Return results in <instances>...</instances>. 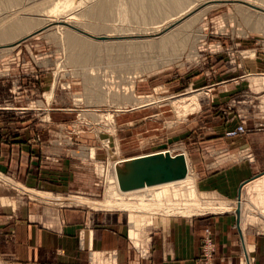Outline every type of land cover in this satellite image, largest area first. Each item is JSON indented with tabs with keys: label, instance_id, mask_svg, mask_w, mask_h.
Segmentation results:
<instances>
[{
	"label": "rangeland",
	"instance_id": "1",
	"mask_svg": "<svg viewBox=\"0 0 264 264\" xmlns=\"http://www.w3.org/2000/svg\"><path fill=\"white\" fill-rule=\"evenodd\" d=\"M98 1L108 2L111 9L105 22L86 15ZM130 1L41 0L35 11L24 12L10 1L0 0V18L13 15L33 21L28 30L0 43V124H55L52 144L66 152L63 157H45L50 161L65 158L72 165L71 189L64 196L83 195L86 197L70 198L115 204V208L99 211L128 215L129 237L137 245L143 243L150 216L196 217L235 213L242 207L244 202L239 205L240 201L231 203L201 193L193 157H201L202 165L208 163L211 152L194 151L207 146L208 128L236 121L224 132L227 137V132L243 122H251L253 130L264 127V27L253 26L256 17H264V4L257 0H187L180 11L163 14L154 26L136 18ZM87 25L104 26L108 31L93 34ZM67 33L92 43L97 51L87 52L88 61L77 65L71 59L86 51L69 48ZM168 35L177 40L163 48L114 47L157 42ZM191 97L193 102L185 101ZM33 128L41 133L42 128ZM35 140L39 141V135ZM155 153L181 154L189 178L122 191L117 167ZM225 158L228 160L218 165L239 159L237 155ZM212 168L219 167L212 163ZM247 186L251 188V182L244 186L241 197L252 205V221L260 211L257 207H264V185L254 192ZM8 188L12 194L18 193ZM70 198L63 200L71 202ZM159 206L169 211L163 212ZM70 207L98 211L88 205ZM100 256L93 253L92 262Z\"/></svg>",
	"mask_w": 264,
	"mask_h": 264
},
{
	"label": "crops",
	"instance_id": "2",
	"mask_svg": "<svg viewBox=\"0 0 264 264\" xmlns=\"http://www.w3.org/2000/svg\"><path fill=\"white\" fill-rule=\"evenodd\" d=\"M13 124L16 127L0 124V176L3 177L0 179V259L3 264H95L93 253L101 254L97 262L102 264L107 253L115 254L111 264H198L205 229L212 234V264H264V218L250 221L248 212L252 208L246 205L249 199L241 197L244 186L264 171V127L253 130L252 123L247 122V132L236 137H224L227 127H234L236 121L229 126L221 124L218 129L208 128L211 133L207 146L194 150L211 152L208 165L206 161L201 164V157H193L201 193L216 195L231 203L244 201L238 226L233 211L196 217L153 215L144 227L143 243L136 248L129 237L128 215L89 207L90 210L72 208L70 205H83L64 201L86 196H64L71 189L72 165L65 158L55 162L45 157H63L66 152L52 144L55 124L32 126L30 121ZM33 127L42 128L41 133ZM37 135L40 142L35 140ZM236 155L238 160L218 165L228 160L225 156ZM212 163L219 168H212ZM14 185L33 196L15 190ZM8 186L18 193L12 194ZM261 209L264 207H257V211ZM139 248L147 254L141 257Z\"/></svg>",
	"mask_w": 264,
	"mask_h": 264
},
{
	"label": "bare ground",
	"instance_id": "3",
	"mask_svg": "<svg viewBox=\"0 0 264 264\" xmlns=\"http://www.w3.org/2000/svg\"><path fill=\"white\" fill-rule=\"evenodd\" d=\"M2 2H8V1H10V3H11V5L12 6H14V8H18V9H22V11H24V12H33V11H35L37 8H38V6H40L41 4H42V2H37V1H41V0H1ZM46 1V0H45ZM60 1V0H59ZM87 1V0H86ZM255 1V0H254ZM258 2H260V3H262V4H264V0H257ZM37 3V4H34V3ZM67 2V1H66ZM66 2H64V4H66ZM70 2V1H69ZM74 2V1H73ZM131 3H132V6H133V8H135L134 10L137 12V14H136V18H139V20H141V21H143L144 23H145V25H151V24H156L157 22V20H159V18H161V16L163 15V14H165V13H167V12H170V13H176V11H180L181 10V8L186 4V3H188V1L187 0H131L130 1ZM31 3L33 4V5H31ZM47 3V2H46ZM45 3V4H46ZM95 3V2H94ZM92 4V6L86 11V15H87V17L89 18V19H92V20H94V21H98V22H105L109 17H110V15H111V9H110V7H109V5H108V2H106V1H98L97 3H95V4ZM253 3V2H252ZM251 3V4H252ZM63 4V3H62ZM254 4V3H253ZM257 4V3H256ZM259 4V3H258ZM69 5H71V4H69ZM69 5H68V8H69ZM74 4L72 3V5L70 6L71 8H72V6H73ZM67 6V5H66ZM186 6V5H185ZM27 7V8H26ZM75 7L77 8V6H76V4H75ZM63 8V7H62ZM75 8V9H76ZM124 8V7H123ZM55 9H59V7L58 8H55ZM73 9H74V7H73ZM53 10V9H52ZM64 10L66 11V9H65V7H64ZM70 10V9H69ZM21 11V12H22ZM55 11H57V10H55ZM59 11V10H58ZM64 11V12H65ZM67 11H68V9H67ZM122 11H123V9H122ZM131 11V10H130ZM53 12V11H52ZM49 13V12H48ZM51 13V12H50ZM53 13H55V12H53ZM62 14H63V12H62ZM126 14V13H125ZM21 15V14H20ZM123 16H125V15H122V17ZM247 16V15H246ZM248 16H250V15H248ZM21 17H24V16H21ZM251 17V16H250ZM28 17H25V18H19V17H16V16H11V17H6V16H4L3 18H0V43L1 42H5V41H7V40H11L10 38L12 37V36H14V35H16V34H21V33H23V32H25L26 30H28L30 27H32L31 25L33 24L32 22V19L30 20L29 18L27 19ZM65 18V17H64ZM125 18V17H124ZM128 19V18H127ZM252 20H254V19H252ZM256 22L254 23V27L256 28V27H264V17H256V20H255ZM142 22V23H143ZM46 23V22H45ZM144 25V24H143ZM151 26V28L153 27V28H155L154 26ZM148 27V26H147ZM85 28L87 29V30H89L90 32H92L93 34H98V33H100V32H102V31H104V33L105 32H107L108 30H107V28L106 27H104V26H94V25H87V26H85ZM145 28V27H144ZM143 28V29H144ZM150 27H148V29H149ZM150 28V29H151ZM142 29V28H141ZM142 29V30H143ZM180 29V28H179ZM140 30V29H139ZM147 30V29H146ZM152 30V29H151ZM154 30V29H153ZM155 30H157V28L155 29ZM179 31H181V30H179ZM142 32H144V31H142ZM147 32V31H146ZM157 32V31H156ZM148 33H151V32H149L148 31ZM154 33V32H153ZM180 33V32H179ZM144 34V33H143ZM146 34V33H145ZM100 35V34H99ZM174 35H172V36H166V37H164V38H162L160 41L159 40H157V42H146V43H141V44H135L134 42L133 43H127V44H123V45H119V44H117L116 46H114L115 47V49H117V50H119L118 48H120V47H125V48H127V50H133V49H136L137 47L139 48V46L140 45H143V46H146V47H148V48H151V50H152V48H163V47H165L166 45H169V44H171L173 41H174V39H175V37H173ZM98 39H103V38H98ZM175 40H177V39H175ZM66 41H67V45L69 46V48H71V49H73V50H76V51H86L85 53L86 54H82V53H76V54H71L72 56H71V59L74 61V62H77V65H78V63H83V62H86V60L87 59H89V56H88V51L89 50H95L94 49V47H93V45H92V43H90V42H88V41H86V40H84L83 38H80V37H77V36H73L72 34H69V33H67L66 34ZM173 43H175V41L173 42ZM172 45V44H171ZM97 46V45H96ZM104 46V45H103ZM108 47H110L109 45H108ZM111 47H113V46H111ZM96 48H98V46L96 47ZM107 48V47H106ZM137 48V49H138ZM144 48V47H143ZM142 48V49H143ZM104 49V51H105V48H103ZM109 48H107V50H108ZM146 49V48H145ZM144 49V50H145ZM99 50H100V48H99ZM150 50V49H149ZM72 51V50H71ZM95 51H97V50H95ZM139 51V50H138ZM74 52V51H73ZM91 52V51H90ZM106 52V51H105ZM133 52V51H132ZM136 52V51H135ZM134 52V53H135ZM145 52V51H144ZM93 53V52H92ZM138 53V52H137ZM140 53V52H139ZM91 54V53H90ZM91 56H93V55H91ZM88 61V60H87ZM80 64V65H81ZM183 100V99H182ZM185 101H188V102H193L194 101V98L193 97H191V98H187V100H185ZM156 154V153H155ZM150 155H154V154H150ZM163 155H165V154H163ZM176 155H180L181 156V154H176ZM176 155H174V156H170V157H172V158H174ZM147 156H149V155H146V157ZM183 157V156H182ZM135 159H137V157H135ZM183 159H184V157H183ZM132 160H134V158L132 159ZM132 160H130V161H132ZM130 161H128V162H130ZM128 162H125V163H123L122 165H120V166H118L117 167V169H122V167L126 164V163H128ZM184 164H185V162H184ZM119 174V173H118ZM185 176H186V173H185ZM185 176L183 177V178H181V179H177V180H182V179H184L185 178ZM187 179L189 178V174H187ZM173 181H176V180H173ZM168 182H171V181H168ZM163 183H166V182H163ZM8 184H10V185H12L10 182H8ZM155 184H158V183H155ZM152 185H154V184H152ZM260 185H264V175L263 176H261V177H259V178H257V179H255V180H253L252 182H251V188L249 187V186H247V189H249V191L251 192V189H252V192H254V191H257L258 190V188H259V186ZM14 187L16 188V189H22L21 187H17L16 185H14ZM143 187V186H142ZM139 188H141V187H139ZM136 189H138V188H136ZM133 190V189H132ZM123 191V190H122ZM127 191H129V190H127ZM247 191V193L248 194H250L249 193V191L248 190H246ZM33 194V193H32ZM112 194V193H111ZM243 194V193H242ZM113 195V194H112ZM247 195V194H246ZM243 196V195H242ZM256 199V198H255ZM45 200L46 201H50V202H52V201H58V202H61L62 200H57V199H55V200H53V199H51V198H45ZM71 202H76V203H80V204H83V205H88V206H91V207H93L94 209H103V210H105V209H107V208H112V207H114L115 206V204H113L112 202H104V203H96V202H90V201H87V200H83V199H72V198H70L69 199ZM241 202H244L242 199L240 200V202H239V205H240V203ZM248 204V207L249 206H251L252 207V205H251V203H250V201L249 200H247L246 201V205ZM238 205V206H239ZM244 205V204H243ZM246 205H245V207H246ZM257 205H258V203H257ZM264 205V204H263ZM237 206V207H238ZM161 209H162V211L163 212H168V211H166L165 210V208H163L162 206H159ZM115 208V207H114ZM244 208V207H243ZM242 208V209H243ZM165 210V211H164ZM237 210H239V211H235V214H236V216H237V219H238V222H239V218H240V210H241V207L240 208H238ZM246 210V209H245ZM244 211V210H243ZM247 211H249V210H247ZM245 212V211H244ZM243 212V213H244ZM248 213H250L249 214V216H248V219H250L251 218V213H253V211H250V212H248ZM256 214L257 215H254L252 218V221L254 220V219H256L257 217H262V218H264V209H261L260 211H259V213H257L256 212ZM243 216V215H242ZM246 219V218H245ZM244 219V220H245ZM141 244H137V245H135V247H139ZM93 258V257H92ZM92 263H98V262H92ZM105 263H110V261H105ZM111 263H113V261H111Z\"/></svg>",
	"mask_w": 264,
	"mask_h": 264
},
{
	"label": "water",
	"instance_id": "4",
	"mask_svg": "<svg viewBox=\"0 0 264 264\" xmlns=\"http://www.w3.org/2000/svg\"><path fill=\"white\" fill-rule=\"evenodd\" d=\"M185 173L186 165L182 156L176 155L172 158L168 153H157L126 163L119 170L118 184L121 190L127 191L144 185L181 179Z\"/></svg>",
	"mask_w": 264,
	"mask_h": 264
},
{
	"label": "built area",
	"instance_id": "5",
	"mask_svg": "<svg viewBox=\"0 0 264 264\" xmlns=\"http://www.w3.org/2000/svg\"><path fill=\"white\" fill-rule=\"evenodd\" d=\"M242 123V122H241ZM247 132V128L245 123L239 124L234 129L226 133L227 137H236L239 135H242ZM248 158V157H247ZM213 239L212 234L208 229L204 230L203 237H202V245H201V256L198 259V264H212V258L214 254V248H213ZM138 248V247H136ZM139 255L141 257L145 256L147 253L139 248L138 249ZM111 261L115 260V254L114 253H107L105 254V261ZM97 264V263H95ZM102 264V263H98Z\"/></svg>",
	"mask_w": 264,
	"mask_h": 264
}]
</instances>
